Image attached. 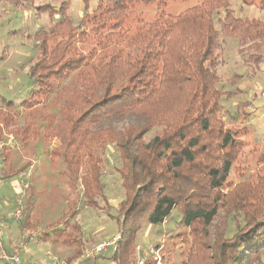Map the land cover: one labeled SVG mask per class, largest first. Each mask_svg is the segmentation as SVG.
Here are the masks:
<instances>
[{
    "label": "trees",
    "instance_id": "obj_1",
    "mask_svg": "<svg viewBox=\"0 0 264 264\" xmlns=\"http://www.w3.org/2000/svg\"><path fill=\"white\" fill-rule=\"evenodd\" d=\"M92 1L81 30L64 4L36 8L60 18L34 36L31 86L19 107L32 114L53 105L44 138L59 140L51 155L80 181L85 208L109 214L101 176L106 148L116 151L123 198L110 216L120 242L109 260L136 264L138 234L176 212L186 230L182 264H264V159L239 169L246 142L237 135L246 130L225 126L226 93L217 88L219 38L234 39L237 53L258 66L264 21L238 17L230 0H81L86 11ZM177 2L196 3L149 22L131 16L141 6ZM243 3L264 10V0ZM3 102L1 122L13 129L19 114L12 101ZM123 123L129 124L117 131ZM30 129L25 122L11 133L26 144L34 137ZM21 171L5 167L0 179ZM81 256L79 246L66 264Z\"/></svg>",
    "mask_w": 264,
    "mask_h": 264
},
{
    "label": "rangeland",
    "instance_id": "obj_2",
    "mask_svg": "<svg viewBox=\"0 0 264 264\" xmlns=\"http://www.w3.org/2000/svg\"><path fill=\"white\" fill-rule=\"evenodd\" d=\"M194 3L196 2H177L159 9L157 4L153 3L148 7L136 8L131 16L137 15L142 22H149L156 13L176 15ZM61 4L65 5L64 8H67L71 15L73 25L79 30L83 29L85 25L81 20L94 8V1L86 11L81 0H0V144L3 145L0 150V174L5 167H10L12 170H22L21 173L30 172L28 177L31 174L37 176V180L36 178L34 180L36 183L29 184L25 189V197L21 196V207L37 208L35 218L40 224L41 232L61 224V228L66 230L63 231L66 237L77 242L71 244L72 248L68 255L74 254L81 246L83 256L84 251L95 250L100 243L118 236L116 226L110 217L116 215L118 203L123 198L116 171L119 168L118 155L114 148H106L107 162L101 180L110 205L109 214L99 209L85 208L80 181L73 182L64 162L51 155V152L58 148L59 140L52 138L46 141L44 138L48 131L47 121L56 114L53 105L46 104V108L37 112L31 111L39 118L36 123L29 120L32 115L30 112L19 107L31 86L28 71L37 55L34 36L49 29L60 18L58 14L53 17L42 15L36 8L50 6L57 9ZM230 7L242 19L258 17L264 21V10L255 5L247 6L243 0H230ZM219 41L221 50L218 54L220 65L217 71L220 80L217 88L226 93V97L220 100V116L227 128L246 130L245 133L242 131L237 135L246 142V147L238 158L240 169L241 164L253 165L257 160L264 159V60L258 66L249 64L245 61L246 57L242 58L237 53L234 39L220 37ZM234 76L240 77L234 79ZM8 100L15 104L16 112L19 114L13 129L6 128L1 122V116L6 110L3 101ZM25 122L31 124L30 131L35 133L26 144H22L20 138L11 132ZM128 124L123 123L114 127L118 131ZM1 155L7 156V163H3ZM233 175L232 172L231 176ZM99 202L102 207L105 206L101 200ZM42 208L45 210L41 211ZM179 218V214L173 212L165 221V225L146 227L138 234L137 241L146 242L145 237H149L151 233H154L155 240L150 239L141 249L148 252L150 248L154 250L155 247L159 248L162 264H182L181 254L185 249L180 240L186 230L177 223ZM60 237L64 238V235L61 234ZM142 250L139 259L146 255ZM105 252L110 255L111 248ZM101 264L114 263L101 261Z\"/></svg>",
    "mask_w": 264,
    "mask_h": 264
},
{
    "label": "crops",
    "instance_id": "obj_3",
    "mask_svg": "<svg viewBox=\"0 0 264 264\" xmlns=\"http://www.w3.org/2000/svg\"><path fill=\"white\" fill-rule=\"evenodd\" d=\"M29 174L30 172L20 173L17 176L2 179L3 187L0 190V223H4L6 225L2 239L3 246L8 251L20 246L19 257L22 264H49V258L46 255L47 251H50L60 262L64 261L66 264V259L73 256V254L68 255L72 248L71 244L73 242H77L72 238H68V242H65V238L60 237L61 234L59 231H62V235L65 234L63 231H66L65 228H61V224H58L53 228L50 227V230L48 231L41 232L40 224L35 218L37 215V208H35V206L25 208L21 207V219L16 220L14 218V213L18 209L16 207L17 201L21 199V196L25 197L24 191L26 188L24 187H26V185L28 187L29 184L34 185V183H36L34 180L35 178L37 180V176H33L31 174V176L28 177ZM32 191L35 192L34 189ZM44 210L45 208H42L41 211ZM25 217L27 218V225L24 223ZM163 225H165V221L161 226ZM52 229L54 230L52 231ZM145 239H147L146 242L137 241L135 247V262L139 257L140 250L143 249L142 247H145L150 239L155 240L154 233H151L150 236L145 237ZM108 248L99 252V257H97V254L94 260H86L84 257V251L83 256L74 260V264H101V261H110L109 257L111 254L107 255L105 252ZM113 250L116 249L111 248V251ZM142 252L146 253L144 256L146 258V262L150 261L147 256V252L143 250ZM0 264H3L1 260Z\"/></svg>",
    "mask_w": 264,
    "mask_h": 264
},
{
    "label": "built area",
    "instance_id": "obj_4",
    "mask_svg": "<svg viewBox=\"0 0 264 264\" xmlns=\"http://www.w3.org/2000/svg\"><path fill=\"white\" fill-rule=\"evenodd\" d=\"M3 145L0 144V150L2 149ZM3 187V180L0 179V190ZM27 188V185L26 187ZM16 207L18 208L17 211L14 213V218L16 220H20L21 219V213H20V208H21V202L20 199L17 201L16 203ZM6 229V225L4 223H0V260L2 261L3 264H22L20 257H19V253H20V246L19 247H15L14 249L8 251L4 248L3 246V235ZM119 242H120V237H113L112 239H110V241H107L105 243H100L95 250H91V251H85V259L87 260H94L95 256L105 250L108 247H111L113 249H118L119 247ZM159 248L155 247V250L153 248H150L149 251L147 252V256L149 258V260L152 262V264H162V260H161V255H160V251H158ZM46 255L49 258V264H65L63 262H60L58 260L57 257L53 256L52 253L50 251L46 252ZM146 262V258L143 257V259H137L136 264H145Z\"/></svg>",
    "mask_w": 264,
    "mask_h": 264
}]
</instances>
